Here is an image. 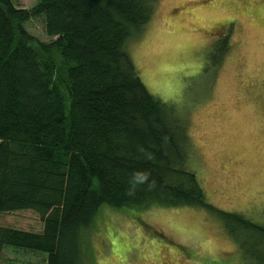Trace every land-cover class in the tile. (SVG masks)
<instances>
[{
	"label": "trees",
	"instance_id": "trees-1",
	"mask_svg": "<svg viewBox=\"0 0 264 264\" xmlns=\"http://www.w3.org/2000/svg\"><path fill=\"white\" fill-rule=\"evenodd\" d=\"M158 1L39 0L26 9L0 0V215L33 210L44 222L41 233L0 225V264L7 246L42 252L47 264H84L82 229L103 205L214 209L246 258L264 264V226L206 201L185 167L186 127L125 49ZM38 17L48 43L26 28Z\"/></svg>",
	"mask_w": 264,
	"mask_h": 264
},
{
	"label": "rangeland",
	"instance_id": "rangeland-1",
	"mask_svg": "<svg viewBox=\"0 0 264 264\" xmlns=\"http://www.w3.org/2000/svg\"><path fill=\"white\" fill-rule=\"evenodd\" d=\"M13 1L30 9L39 0ZM26 28L52 40L42 17ZM125 49L149 92L186 127L185 167L206 201L264 226L262 0H159ZM0 225L44 230L33 210L3 213ZM81 238L84 264H254L224 218L207 207L103 205ZM2 263L47 264V255L7 246Z\"/></svg>",
	"mask_w": 264,
	"mask_h": 264
},
{
	"label": "snow or ice",
	"instance_id": "snow-or-ice-1",
	"mask_svg": "<svg viewBox=\"0 0 264 264\" xmlns=\"http://www.w3.org/2000/svg\"><path fill=\"white\" fill-rule=\"evenodd\" d=\"M262 6H264V0H262Z\"/></svg>",
	"mask_w": 264,
	"mask_h": 264
}]
</instances>
